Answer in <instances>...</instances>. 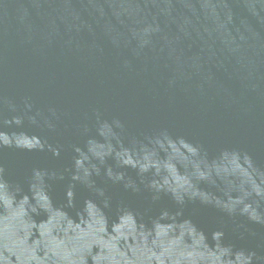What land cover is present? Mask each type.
<instances>
[{
  "label": "water",
  "instance_id": "1",
  "mask_svg": "<svg viewBox=\"0 0 264 264\" xmlns=\"http://www.w3.org/2000/svg\"><path fill=\"white\" fill-rule=\"evenodd\" d=\"M0 264H264V0H0Z\"/></svg>",
  "mask_w": 264,
  "mask_h": 264
}]
</instances>
